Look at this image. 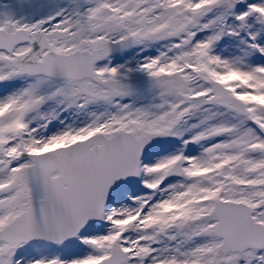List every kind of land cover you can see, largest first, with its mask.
<instances>
[{
	"label": "snow or ice",
	"instance_id": "snow-or-ice-1",
	"mask_svg": "<svg viewBox=\"0 0 264 264\" xmlns=\"http://www.w3.org/2000/svg\"><path fill=\"white\" fill-rule=\"evenodd\" d=\"M0 264H264V0L0 2Z\"/></svg>",
	"mask_w": 264,
	"mask_h": 264
},
{
	"label": "flooded vegetation",
	"instance_id": "flooded-vegetation-1",
	"mask_svg": "<svg viewBox=\"0 0 264 264\" xmlns=\"http://www.w3.org/2000/svg\"><path fill=\"white\" fill-rule=\"evenodd\" d=\"M0 2H5V0H0Z\"/></svg>",
	"mask_w": 264,
	"mask_h": 264
}]
</instances>
